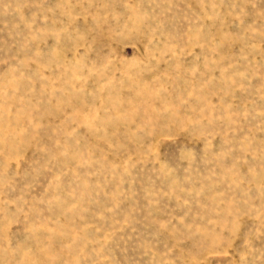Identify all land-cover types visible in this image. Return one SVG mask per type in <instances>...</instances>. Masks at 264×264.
<instances>
[{
	"label": "rangeland",
	"instance_id": "374dc122",
	"mask_svg": "<svg viewBox=\"0 0 264 264\" xmlns=\"http://www.w3.org/2000/svg\"><path fill=\"white\" fill-rule=\"evenodd\" d=\"M0 264H264V0H0Z\"/></svg>",
	"mask_w": 264,
	"mask_h": 264
}]
</instances>
